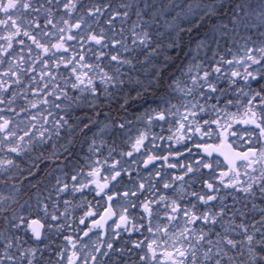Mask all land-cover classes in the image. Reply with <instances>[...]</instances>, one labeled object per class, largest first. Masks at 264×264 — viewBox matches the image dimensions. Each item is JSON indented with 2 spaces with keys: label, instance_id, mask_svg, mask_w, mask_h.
I'll list each match as a JSON object with an SVG mask.
<instances>
[{
  "label": "snow or ice",
  "instance_id": "obj_1",
  "mask_svg": "<svg viewBox=\"0 0 264 264\" xmlns=\"http://www.w3.org/2000/svg\"><path fill=\"white\" fill-rule=\"evenodd\" d=\"M0 264H264V0H0Z\"/></svg>",
  "mask_w": 264,
  "mask_h": 264
}]
</instances>
